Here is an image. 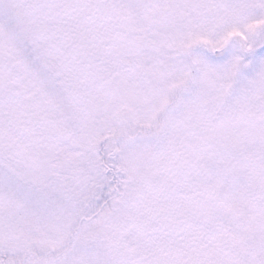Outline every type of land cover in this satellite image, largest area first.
Listing matches in <instances>:
<instances>
[{
    "label": "snow or ice",
    "instance_id": "snow-or-ice-1",
    "mask_svg": "<svg viewBox=\"0 0 264 264\" xmlns=\"http://www.w3.org/2000/svg\"><path fill=\"white\" fill-rule=\"evenodd\" d=\"M0 264H264V0H0Z\"/></svg>",
    "mask_w": 264,
    "mask_h": 264
}]
</instances>
